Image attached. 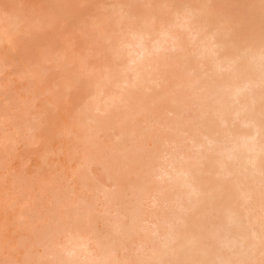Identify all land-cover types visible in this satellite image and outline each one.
I'll return each mask as SVG.
<instances>
[{"label": "rangeland", "instance_id": "rangeland-1", "mask_svg": "<svg viewBox=\"0 0 264 264\" xmlns=\"http://www.w3.org/2000/svg\"><path fill=\"white\" fill-rule=\"evenodd\" d=\"M76 1H80V0H0V18L3 16V19H6L5 22L4 21L0 22V26L6 25L7 23H9V17H12L15 13L20 15L21 17H25L27 20V22L21 23V24L16 25V26H10V27L5 26L4 27L5 31H8L11 33L13 42L11 44L8 43L7 45H4L3 47L0 48V67H1V72H0V264H17L20 262H28L29 264H38L37 261H38L39 257L37 258L38 254H33V252L36 249L34 248L35 246L32 245L34 243L35 236L37 234L36 233L37 230H39V229L44 230L46 232L45 235H47L48 240L51 239V237L54 238L53 236L55 235V237H57V239L56 238L53 239V242H58V241L59 242H65L64 240L67 241L68 237H70V233H69L70 227L68 228V232H67V229H65L66 225H67V227L69 226V223H66V222L68 220L71 221L73 219V217H72L73 214L75 213V215H76L77 212L79 215H76V216H77V218H80V219H77L76 221L81 220V221H79L81 224H80V228L78 227L79 229L75 228L73 230L76 232V233H74L75 236H78V235L80 236V234L81 235L87 234L86 232H88V234H90V233L95 234L96 233V235L100 236V238L101 237L104 238L105 236L113 235L110 233L111 232L110 227L112 226V224H113L112 222H114L113 218L116 217L117 213H115V212L111 213L113 211L112 210L110 212V214L108 215V218H111L112 221H110V219H108L109 221L106 220V222L105 221L104 222L105 223L110 222V223H107L108 225H106V224L104 225L103 224V217L105 216V206L104 205L106 203L103 202L105 200H101V198L104 199L102 196L103 194H107V192L111 193V191H113V190H115L114 195H116V193L118 191H121V193H122L123 188H124L125 193L120 195V197L122 195H124V196H122L124 198H126V197L129 198V196H127V195H130L129 193H131V191L135 190V192H136V190H138V189H139V191L141 190L140 192L138 191L137 193H135L136 195L134 194L131 196L130 201H131V199H132V201H134L135 200L134 198L137 199V197H135V196H138V199L135 200L133 203L127 204V207L125 208V212L131 211L135 207V209H137L138 212L143 213L146 216V213H151V211H152V213H155V215L156 214L158 215V213H162L163 210L165 209L164 212L167 211V214H169V211H171L170 212L171 216L168 215V216L172 217V220L170 219V217H168V219H170V222H171L170 225L172 224V227H174L176 224V223H174L175 221H173V220H175L174 215L178 216L177 215L178 213L176 212L177 213L176 214L175 211H173L174 208L172 207V199H173L172 195L176 192V188L173 185L171 186L172 181L166 182V180H165L166 177H162L160 179V177H158L157 173H156L157 169L159 167L161 168V165L157 167L156 164H158V162H159V164H161L162 160L165 156L164 154L167 155V152L170 151L169 149H167V147L169 148V146H167V145L170 144V142L165 139V136H164V139L161 138L160 137L161 135H159V134H160V131L163 130V132H165V134H166V138L168 137L169 134L172 133L171 135H173V136L170 135L172 137L171 139H173V138L180 139L178 137L182 133V132L179 133L176 130V128H174L175 130L173 129V123H175L176 120H175V122H173L174 120L172 118H173V116L175 118V115L173 113H169V110H171V109H169L167 107V106H169L168 101L170 102V100L173 99V97H175V94L177 95V93L175 92V89H173L174 92L173 91L170 92L171 91L170 89H172L173 87H176L175 85H177V83L179 82L177 80H180V79H178L180 77V75H179L180 70L185 72V73H183V72L181 73V71H180V74H183V76H185V75L187 76L188 73H189L188 76H190L191 74H192L191 76L194 75L193 78L191 76L190 77L187 76L186 78L182 76V79L184 78L187 80V78H189V79L192 78L191 80L188 79V82L192 86H193L192 83H195V82L197 83V85L195 83V85L193 86L195 91L200 86V84H202V83H204V85H201L203 87L207 83H208L207 85H209L210 80H211L210 83L213 84L212 79H211L212 77L208 76V74H209L208 72H210L212 74L213 67H214L213 62H212V64L210 62H207L204 65V64H201V61L196 60V62L192 61V65H191V66H193L194 70L193 69L191 70L187 65L184 66L185 68L182 66L183 69H182V67L177 69L179 66H181V65H178L179 64L178 59H179V56L182 57L183 51L184 50L187 51L186 49L188 48V46L191 48V49L188 48V50H190V52L193 48L197 49V47H198V45L196 47V45L194 44L196 47L195 48L193 45V42L190 40L191 39L190 32L194 31V30H195L194 32H196L197 30L199 32L201 25L198 22L200 20L197 21V23H196L197 25L195 23H193V25H192V27H195V28H197L198 26H200V27L197 29L193 28L194 30L192 29L189 32H187L188 30L186 31L185 29H183V31H182V29H180V28H177V30L175 28V31H178V29H180V33H178L179 31L176 33H178L179 35L182 34V36H181L182 38L185 37V39L183 38L184 43H181L184 46L183 47L184 50H183V48H181L182 51L180 49L178 51L172 50L173 51L172 52L170 49V50L166 51V56L164 55L165 52H164V54H161L162 58L164 57L163 59H160L161 56L158 57L159 55L157 56L158 58L156 57V61L159 63V64L156 63L158 65L156 67L157 69L160 68L159 66H161L163 64L165 65L167 63L166 65H168L166 67V70H163L165 68H163L162 66H161V68H163L162 70L158 69V71H160V75L164 76V78H163L164 82L162 81V83H164V84L160 85L158 88H154V90L152 89V91L150 90V92H147L148 96L146 95V92L145 93L143 92L144 91L143 88L139 89V91L136 90L138 92H136L135 95H137V93H139V94H141L142 97L147 96V97H150V99L155 98L156 100L158 99V102H159L158 106H156L157 102L154 104V102L156 101L154 99L155 101L152 102L154 105L152 104L153 108L151 109V111H153V109L159 108L158 109L159 111L155 110V112H153V114L151 112L149 113V111H147L148 114H150V116L146 115L144 118L141 117L138 119V123H137L138 126L135 128V131L139 132L141 135L139 133L137 134V132H132L133 135L131 132H129V134H128L129 130L125 129V128L129 127V124L123 115L124 109L122 110V109L114 108L111 111V113H109V115L107 114L105 116L101 115L99 111L98 112L97 111L92 112L90 114L91 119L85 122L83 129H81L82 130L81 132H82V134H84V136L86 138H87L86 135H88V136H91L94 141H96V142L99 141L100 149L102 150V154L100 156V159L96 160L95 162L89 164L88 166H81V164L84 161V157L88 153V149H87V147H85L82 136L80 137V139L72 138V136L66 134V132H65L66 127L69 124L75 122L79 117H81L82 114L88 115L91 112L86 108V106L89 105L91 102V90H92V88L89 85H87V81L90 80L91 82H93L95 77H97V75L100 73L101 66H102L101 49H102V47L103 48L105 47L104 42L107 40V39H105V41H104L103 35L106 36V35L112 34V36H110V37L106 36V38H108V40L106 41L107 44L109 43L108 42L110 40L109 38H112V37H114L113 35H115L116 37L114 39L112 38V40H115V39L116 40L113 41L112 45H114V43L116 45L117 41L119 39H117V35H116L117 33H115V31L116 32L118 31L119 37H120V35H124L126 33V31H125L126 27L124 28V26H123L124 30L122 32L125 31V33L123 34V33H120V31L118 30L120 27L118 28L117 24H115L116 25L115 28H117V29L113 32V28L115 25L112 22H111V24H110V22H109V24L107 23L108 26H105V28L103 27L104 25L99 26V27L104 28L106 35L104 34L103 29L97 30V28H96V29L88 30V29H86L85 25H88L91 21L95 20L96 18L99 20H100V18L106 19V18H108V16L110 17L112 15H113V17H117V18H118V16L121 17V16H123V15H120L122 13V12H120L121 9H122V11H123V9L126 11V12L124 11L122 13V14L126 13L125 14L126 16H128L129 12H131V11L134 12V13L131 12V14H133V16L135 15L136 17L131 16L130 18L133 19L132 21H134L135 18L138 20H143V18H145L149 22V19L151 18V16H153L152 18H155L154 16L160 17L162 15V18L156 17L157 22L154 24L158 25V23H160L159 20L164 18L163 15H167L169 17V15H171V13L176 14L178 9L176 7L177 10H174L173 6L169 5L170 2H172L171 4H173V2H174L175 6L178 2H180L181 4L185 3L186 5H188L189 3H190V5L192 3H194L195 6L197 4V6H196V9H198L197 11H199V9L202 7V6H200V4L203 5V4L207 3L208 5L206 7L211 6L216 12L213 9H211V10L217 14H213L214 12L212 13L213 15L211 13H208V12H211L208 10L209 9V7H208L205 15H203V16H205V18H201L202 20H206L204 22V24L201 22L202 27H203V25H205L204 28L206 29V32L209 30V33H212V32H214L215 29H218L223 33L224 29L221 30L219 28H222L224 26H225V29L227 26H228L227 30L230 29V33H229V31L226 30L228 34L227 33H225V34H227L228 36H230L229 34H231V36L229 37L230 39L227 36V39H228L227 43L231 47H228L229 45L227 47H224L225 45L223 43V48H222L223 50H221L222 54L221 53L218 54L219 57H221V56L222 57L219 58L217 56V58H219V60L221 59L223 62V60L225 61V59H226L225 55L228 56L230 52H231L230 54L233 53L234 49L231 50L232 43L234 45L235 42L240 41L239 39L243 40L244 39L243 35L244 36L246 35V38L248 35H250L251 37L250 36L249 37L254 39V41L252 39H251L252 41H250V38L249 37L247 38V39H249L250 43L252 42V44H253L255 42L253 44V47L255 48L254 53L257 52L258 54H260V53H262L261 50H263V52H264V0H213L214 5H216V8L218 10L215 8V6L213 7V5L209 4L211 2L210 0H208V2L210 1L209 3L206 2L205 0H192L193 2L191 0H177L178 1L177 3L175 2L176 0L175 1L174 0H172V1L171 0H154V1L151 0V2L147 1V4L142 3L143 0H139V1H141L140 2L141 6H138L139 1H136V4L134 3L136 6H138L136 8H135V5L132 3V1H131L132 4L130 3V0H89V1L93 2L94 6H91L90 2H89V4L86 2L84 5L82 4V5L76 6L75 5ZM188 1H190V2L188 3ZM195 1L196 2L198 1V2L196 3ZM137 2H138V4H137ZM203 2H205V3H203ZM150 3H153V4L150 5ZM119 6H120V8H119ZM126 6L129 9L131 8L132 10H130V11L127 10ZM146 6H148L149 10L147 9ZM177 6H178V4H177ZM125 7H126V9H125ZM170 7H172V8H170ZM182 7H181V10H182ZM188 7L189 6H187V8ZM190 7L192 8V6H190ZM204 7L205 6L203 5V7H202L203 11H204ZM185 8L183 10L189 9V8L188 9L187 8L185 9ZM116 10H118L120 12V14L118 13V11L116 13ZM183 10L181 11V14L177 13L178 16L180 14L179 17H181V15H182V17L185 16V14H182ZM192 10L194 11V14H197V15L200 12H202L200 10L198 13H195L197 11L194 8H192ZM219 10H221V11H219ZM127 12H128V14H127ZM147 13L149 14L148 16L150 18H148ZM203 13H200V14H203ZM116 14H118V16ZM174 14H172V17ZM177 14H176V16L174 15L176 20H173L172 21L173 23L170 22V24L172 23V25H173V24H175L176 21H179L181 19V18H179V19L177 18ZM207 14H209L210 17L209 16L207 17L206 16ZM222 16L225 18H223ZM43 17H49L48 20H50V22L48 24L41 23L40 18L42 19ZM199 17H200V15H199ZM117 18H115L116 23H118L117 20L119 19V18L118 19ZM128 18H129V16H128ZM169 18H170L169 21H171V16ZM195 18H197L196 15H195ZM220 18L224 19V21L227 20L226 21L227 23L225 22L226 23L225 24L224 21H221V23H224L221 25L220 24ZM255 18H256V20H255ZM108 19H106L105 21H108ZM111 19H113V18L111 17ZM136 19H135V22L137 21ZM164 19L161 20L162 24H167V22L169 24V21H167L168 18L166 19V16ZM207 20L209 23L211 22L210 25L208 23L206 25ZM232 20L233 21L237 20V21L233 22ZM113 21H114V19H113ZM163 21H166V23ZM242 21H243V24L241 23ZM253 21L255 22V30H254V22ZM94 22H96V21H94ZM251 22L253 25L251 24ZM142 23H143V21H141V24ZM257 23L259 26L256 25ZM146 24L144 23V25H141L140 27L139 26L138 27L144 29ZM176 24H177V22H176ZM229 24H233V26L232 25L229 26ZM240 24H242V25H240ZM250 24H251V26H249ZM137 25H138V21H137ZM175 25L172 26V30L174 29L173 27H175ZM208 25L210 26V29H208L209 28ZM217 25H221V26L219 27ZM159 27H161V26L159 25ZM217 27H219V28H217ZM252 27H253V29H252ZM256 27L259 30L256 29ZM204 28H201V30ZM213 28H215V29L212 30ZM246 29H248L249 31H246ZM252 30L254 32L253 34L254 35L256 34V36H255L256 38L252 35V33H251ZM256 30H258V31H256ZM175 31L173 30L174 33H175ZM203 32H205V31H203ZM244 32H245V34H244ZM261 32H263V33L260 34ZM188 35L190 38H188ZM232 37H233V39H232ZM218 38L219 37H216V41L218 40ZM223 39L224 38L222 37L221 40H223ZM112 40H111V42H112ZM185 43H186V45H185ZM238 46L241 48V44ZM249 51H250V48H249ZM174 52L175 53L178 52L177 55ZM179 52H181V53H179ZM239 53L243 54V52H239ZM251 55L250 56L253 57V54H251ZM174 56H176V57H174ZM257 56L254 55V60L257 58V61H258ZM177 57H178V59H177ZM181 57H180V60H181ZM251 57H250V59H252ZM222 58H224V59H222ZM158 60H160V61H158ZM161 60H163L165 63L161 62ZM180 60H179V62H180ZM168 61H170V62H168ZM197 61L200 63H198ZM257 61L255 60L254 62H257ZM173 62L175 64H173ZM81 63H85L87 65V77H82V76L78 75V71H79L78 67ZM171 63H172V65H171ZM209 64H211V65L209 66V70H208L207 68H208ZM196 65H197V68H196ZM203 65L205 67H203ZM171 66L174 67V70ZM186 66L189 68V70L186 69ZM201 66H202V68H200ZM170 67H171V69H170ZM37 69H41V76L38 78H33L30 74V71L31 70H37ZM175 69H177V70H175ZM195 69L198 72H196ZM186 70H187V72H186ZM194 71H195L196 75L194 74ZM190 72H192V73L190 74ZM202 72L203 73L206 72L207 74L204 73V75H203ZM257 72H259V71H257ZM197 73L200 75L198 76ZM262 73H261V75L257 74V76L260 75L261 78L254 77V75H256V73L253 75L254 79L256 78V80H255L256 82L259 81V79H260L261 83L264 82V81L263 82L261 81L262 75H263ZM237 74L239 75V73H237ZM200 76H203V77H200ZM237 76H235V78H233V80L236 79ZM204 77H206V78H204ZM208 77H211V78H209L210 79L209 81L207 80ZM199 78H203V79H201L203 81H201ZM263 78H264V76H263ZM204 79H206V80H204ZM197 81H199V82H197ZM171 86H173V87H171ZM196 86H198V87H196ZM210 86H212V85H209V87L207 86V89L210 88ZM141 90L143 93L142 92L140 93ZM211 90L210 91L207 90V91L211 92ZM151 92H153V93H151ZM189 93H190V91H188V96H189ZM204 93H208V92H206V90H204ZM249 93L251 94V91ZM261 93H263V92H261ZM139 94L137 95V97L141 98ZM151 94H153V95H151ZM191 94L194 95L193 90L191 91ZM250 94L247 93L245 96H247V95L249 96ZM150 95L152 96V98ZM192 95H190V96H192ZM190 96H189V99H191ZM245 96H243V97H245ZM240 97H242V96H240ZM240 97L238 99L241 100ZM159 99H161V101H162L161 106H159L160 105ZM193 99H195V98L192 97V102L190 101L191 104L194 103ZM244 99H246V98H244ZM261 99H263V97ZM261 102L263 103V101H261ZM203 104H201V106ZM193 105H196V104H193ZM160 107H163V108H160ZM263 107H264V105H263ZM133 108H134V110L139 108V104H134ZM197 109H198V112H197ZM203 109H204L203 107L200 108L201 113H202ZM195 110H196V112H194ZM262 110H264V108ZM161 111L163 113H161ZM192 112L190 111L189 114L186 115L188 117H185L186 119L189 118V120L185 123L189 124L192 121V123L189 124V126H188V127L192 128L191 125L193 124V128L189 129L190 131L196 129L194 126H196V124L199 122V120H201L200 122H203V123L205 121H207L205 118H204L205 121H203V119H202L203 117L201 119L198 117V114L201 115V113H199V108L192 110ZM203 112H207V109H204ZM156 113H158V114L160 113L162 115L159 114V116H158V114H156ZM194 113H197V114H194ZM208 113H209V111H208ZM262 113H263V111H262ZM260 114L261 113H259L258 115H260ZM152 115H154V116H152ZM157 116L159 119H161L162 117H163V119L158 120ZM160 116H161V118H160ZM170 116L172 118H170ZM191 116L194 117V119H190V118H192ZM154 117H155V119H154ZM165 118H167V119H165ZM260 118H262V115H260ZM260 118L258 117V119H260ZM157 120L159 123L164 122L165 124H167L168 120H172V122L168 121V124L171 122L172 125L169 124L170 127L168 125L166 126L164 123H162V125L161 124L158 125L159 123L157 122ZM193 120L196 122V124L194 123ZM212 121L213 120H211V122ZM214 121H217V120H214ZM200 122H199V124H200ZM207 122H210V121H207ZM207 122H206L207 127L212 128L213 124H209ZM155 123H156V125H153ZM185 123H184V125L187 126ZM203 123L201 124V126L204 125L206 127L205 123L204 124ZM213 123L215 126L216 122H213ZM150 124L153 126H151ZM160 126H164V128L160 127ZM215 127H214V130H215ZM151 128H153V132L155 133L154 134L152 132L153 133L152 137L159 132L158 135L155 136L156 141H154V139H153L154 137L153 138L151 137L152 140L154 141V143L152 140H149V141L146 140V138L148 139V137H150L151 135L146 136L145 134H147L148 131L150 132ZM201 128H202L201 129L202 133H204L203 130L206 129L207 131H209V129H210V128L204 129L203 126ZM89 129L91 131H89ZM101 129H103V131H101ZM146 129H147V133H146ZM185 129H186V127H185ZM121 130L124 133H126L127 130L128 131H127L126 135L125 134L120 135L121 133H123V132H121ZM157 130H158V132H157ZM167 130H169L168 134H167ZM186 130H185V132H187ZM144 131H145V133H144ZM175 131L177 133H175ZM196 131H197V129H196ZM196 131H194V132L192 131V132L194 134L196 133V135H197V133H199V132L198 131L196 132ZM185 132H183V133H185ZM210 132L211 133H209V135L207 134L208 136H210V134L213 133L212 130H210ZM161 134L165 135L162 132H161ZM175 134L176 135L179 134L178 137L177 136L174 137ZM135 135H136V137L138 136L137 137L138 139L135 137ZM163 135H162V137H163ZM158 136L160 139L158 138ZM85 137H84V139H85ZM180 137H182V136H180ZM203 137H204V135H203ZM199 138L202 139L201 135L199 136ZM206 138H207V136H206ZM218 138H217V141H218ZM136 139H137V141H136ZM140 139H141V141H140ZM138 140L140 141V143ZM162 140H163V143H162ZM142 141H143V143H142ZM150 141L154 144V146H153L154 149H153V147H151L152 144L150 143ZM155 142L158 144V148H156L157 144L155 145ZM167 142H169V143L167 144ZM135 143L137 145L140 144V146L142 145V147H144V152L147 153V154L145 153L146 155L143 154L145 157L141 158L140 160L137 159L138 161L134 160L135 162L132 161L134 166H132L131 162L128 163L129 166H127L128 164L127 165L125 164V163H127L125 158H123L124 162H123L122 158H120L122 160V162H121V164L119 162V164L123 165L125 167L126 171L124 170L125 171L124 172L123 171L124 168H121V166L119 165L118 175H114L113 178H109V176L106 172V168H108V162H106V161L112 157L113 158H115V156L117 157V155H118V158L121 157L123 154L126 155L128 152L126 153L125 149L131 151L132 150L131 147L134 148ZM146 143H148V145H146ZM149 143H150V145H149ZM121 144H123V145L125 144V148H124V152H122L123 154L120 153V154H122L120 156V154L118 152V148L121 147ZM217 144H220V143L217 142ZM187 146H189V145H187ZM216 147H222V146L216 145ZM145 148H146V150H145ZM147 148H149V149L147 150ZM166 149H167V152H166ZM86 151H87V153H86ZM156 151H158V152H156ZM184 151H185V149L183 150V152ZM188 151H191L190 153H192V155H194L193 152L195 151V149H194V151L192 149L191 150L188 149L186 152H188ZM179 152H181V151H178V153ZM188 153H186V154H188ZM190 153H189V155H190ZM195 154H197V151ZM156 157H157V160H156ZM159 157L161 158V160L159 159ZM82 158H83V160H82ZM211 158H212V156H211ZM179 159H181V157H179ZM121 160H119V161H121ZM155 160L157 162H153ZM211 160L215 163L214 159H211ZM208 161H210V160H208ZM228 161H229V159H228ZM229 162H231V166H232L233 165L232 160ZM226 163L227 162H225V166H226ZM262 163H264V162H262ZM79 165H80V167H79ZM205 165H206L205 167H208L207 163H205ZM227 165H228V163H227ZM199 167L201 168V166H199ZM203 167L201 168V170H203ZM211 167H212V164H211ZM215 167H216V164H215ZM120 170H122L123 173ZM128 170H139L142 173L141 175L143 176L140 178V182H139V179L137 182V178H133L134 179L133 180L132 178H127V177L125 178V176L119 175L120 173H122V174L127 173ZM166 170L169 171L168 168H166ZM204 171L205 172L203 174L206 175L207 180H209V184L211 187L212 186L211 185L212 180L210 181V178L212 179L213 177L208 172H206V168ZM212 172H214V170ZM143 173H145V174L143 175ZM154 173H156V174H154ZM218 174L219 173H217V175ZM204 175H202V176H204ZM213 175H214V173H213ZM217 175L215 174V177H217L219 179H218V182H216V180L213 178V180H214L213 181L214 182L213 187H214L215 182H216V184H215L216 188H219L220 186H221V188H223L222 186L227 187V184L223 185V183L226 182V181H223V178H224V180H226L225 179L226 176H227V178H229V175L224 176V174H223L222 177L221 176L219 177ZM73 177H75V179H73ZM206 177H205V181H207ZM202 178L204 179V177H202ZM220 178H221V183H219ZM200 179H201V177H200ZM135 180H136V182H135ZM201 181H203V180H201ZM159 182L163 183V184H161L162 185L161 187H163V185L165 187V191L162 192V195H165V199L167 198L168 201L163 199L164 196L160 195L161 193L157 194V192H156L155 194H157L158 200L160 199L159 196H161V200H163L161 202H165L164 203L165 205H166V203H168L169 204L168 206L167 205L165 206L162 203L159 206L160 203H154L153 204L150 201L153 199V198H151V196L156 189L162 191ZM199 183H200V181H199ZM201 183L203 184V185L202 184L201 185L204 186V188H206V186L208 188L209 184L206 185V183H203V182H201ZM134 185L137 187L138 186L140 187V185H141V187L136 188ZM167 185L172 187V188L170 189V187H169L170 190H168ZM115 186H117V187H115ZM119 186H122V187L120 188ZM164 187L162 188L163 190H164ZM114 188H116V189H114ZM130 188H132V189L130 190ZM207 188H206V190L209 191L208 190L209 188L208 189ZM100 191H101V193H103L101 196L99 194ZM105 191H106V193H104ZM213 191L216 195H214L211 190L209 191L211 193L205 192L206 194L204 193L205 197H203V199H201L202 201L200 200L198 203L197 202L194 203L195 204L194 209H191L193 207H191V208L189 207L190 206L189 202H191V201H187V200H189L190 198H188V199H187V197L184 198V199H186V202L185 201L184 202L189 203V206H188V204L184 205L185 203L183 202L184 206H181V208H179V210L182 214L181 217H183V215H184L186 219H187V217H189V218H188V221H186L185 218H182L183 219L182 222L184 223V226L183 227L180 226L179 228L180 229L184 228V230L182 229V231H181L180 229H178V233L180 235L179 230L181 231V233L183 231L184 232L187 231V232L185 233V235H180L179 240H177L178 244L176 242L175 244H173L174 246L178 245V247H179L181 245V241H182L181 237L182 236H184V240H185L186 239L185 236L186 237L187 236H190V237L193 236L194 237V236H196L194 234V232H196L198 237H201L199 240V244L202 242V245H203L204 242H207V241L210 242V248L212 249V250H210V253L211 252L214 253L218 249L217 245H215L213 243L216 242L218 244V246L220 247V244H219V241H220L219 235L220 234H216L217 238H219V239H215L213 236H211L213 239L212 238L206 239L205 234H204L205 237H204V235L203 236L201 235L204 233L202 228L205 227L203 229L205 230V233L207 232V234H208L207 237H209L208 230L211 229L212 227H213V229L217 228L216 227L217 223H219V225H220L222 220H224V219L220 218V216H221L220 214H213V215H210V218H212L211 219L212 221L209 220L210 221L209 222L208 218H206V216L209 215V212H207L208 211L207 209L210 208V210H212L211 208L215 207L217 204L216 201H218L219 204H221L222 206L227 204L226 206H224L225 208H227L228 206L230 207L231 204L234 203L233 200L236 197L233 195H231V197L229 195H225L226 196L225 197L224 192L222 190L221 191L219 190V192H218V190L217 191L213 190ZM216 192L220 194V198ZM119 193L117 195H119ZM222 194L225 198V202L223 200L224 198L222 199V197H223ZM117 195H116V197H117ZM228 197L231 198L230 199V201L232 200L231 202L229 201ZM124 198H123V200H121L119 198L120 201L115 200L114 204L118 205V203H120L121 201H124ZM220 199H221V201H220ZM239 200H236L235 202L237 203ZM262 201H264V200H262ZM262 201H259L258 204L263 203ZM150 203H152L153 205ZM224 203H226V204H224ZM256 203H257V200H256ZM78 204L81 205L80 210H79ZM219 204H217V205H219ZM162 205L165 206V208H163ZM87 206L91 207L92 214L89 212L90 208ZM83 207H86L87 210L85 211V209ZM168 207H170V209ZM183 207L189 208V210L191 212H189V210L187 208L186 209L184 208V210H187V212L184 214V212L182 210ZM259 207H260V204H259V206L257 205L256 207H254L252 210H249L250 212H248L246 210L240 211L239 214L237 215V217L235 218L236 219L235 223H237L236 225H239V226L245 225L246 221H248L246 217L249 216V218L252 219L253 216L257 215V213L261 214V212H263V211L262 210L260 211ZM72 208H76V209H74V210H76V212L70 211V210H73ZM115 208H114V210H115ZM166 208H167V210H166ZM262 208H263V206H262ZM66 209H68V211ZM65 210L67 212L70 211L69 212L70 214H64V213H66ZM83 211L85 212V214H87V212L89 213V217L85 218L86 221L82 217L83 216L82 214H84ZM176 211H178V210H176ZM207 213H208V215H207ZM263 213L261 214V216L259 218L260 219L259 220L260 221L259 226L256 227V231H258L259 233L264 228V215H263ZM186 214L187 215L190 214V215L187 216ZM68 215H71L70 218ZM155 215L154 214L149 215L150 220H151V216H155ZM65 216L66 217L68 216L67 219L65 218L67 221L65 219H63V217H65ZM71 217H72V219H71ZM60 218H61V222H63L62 224H60L59 220L57 221V219H60ZM116 218H115V221L118 220ZM146 218H148V216ZM158 218H160V217H157L156 220L152 219L151 222L153 221V223H150V221L148 222L149 219L147 220L148 223H146V221L142 222V225H140L141 222L139 223L140 228H141V226H143V228H141L143 230L142 231L139 230V233H138V237L140 236V238L137 239L136 238L137 236H135L134 240H133L134 242L131 241V245H129L130 248H128V249H130V250L123 251L122 253L119 254L120 258L123 259V263L127 262L128 259L130 260L132 258V256H133V258L135 257V255L139 256V252H140V255L147 254V252H150L147 250H149L150 248H152L154 246L155 241L156 242L158 241L157 243H161L160 241L162 240V238L160 237L158 240H156V235L154 233H152V232L158 230V228H159V227L154 228L155 225H158V224H154V223H158V221H159ZM204 218H206L207 220L204 221L203 220ZM64 220H65V222H64ZM198 221H200L201 224H199L200 222H198ZM206 221H208V223ZM204 222L206 224L210 223L209 225L211 226V228H208V230H207L206 228L209 225L205 224L206 225L205 226ZM64 223H66V225ZM72 223H73V221H72ZM72 223L70 222V224H72ZM166 223H168V222H166ZM196 223H198V226L200 227V229L197 228L198 226ZM185 224H186V227H185ZM61 225L62 226L64 225L63 228L65 230H63ZM162 225H163V223H162ZM219 225H217V226H219ZM58 227H60L62 229V232H61L60 228H58ZM57 228L59 229V233L57 232V234H56L55 229H57ZM166 228L167 229L170 228L168 226V224L166 225ZM146 229H153V230H151L152 232H150V233L155 235V236L150 234L152 237H149L150 239H148V240L144 236H141L140 234H143V232H145L144 230H146ZM167 229L165 230V228H164L165 232L170 231L173 228H170V230H167ZM194 229H195V231H194ZM190 230H192V231H190ZM211 231H212V229H211ZM82 232H84V233L82 234ZM165 232L161 231V233H165ZM191 232H193V235ZM66 233H68L69 236ZM77 233H80V234L76 235ZM158 233H160L159 230H158L157 234ZM187 233H188V235H187ZM213 235L215 236V234H213ZM75 236H73L74 238L72 237V239H74V241H77L79 239V236L78 237H75ZM166 237H168V236H166ZM203 238H204V240H203ZM213 240H215V241H213ZM71 241L73 243H75L73 240H71ZM71 241H70V245L67 244L66 249H68V246L69 247L71 246V244H72ZM211 241H213V243ZM48 242L47 243L50 246L51 245L50 243H52V241L49 240ZM194 244L196 245L198 243H193L192 244L193 247H194ZM199 244H198V246H199ZM159 245H161V244H157L156 246L158 247ZM173 245H172V247L174 248ZM192 245L188 244V246H189L188 248L190 250L193 249V247H191ZM176 246H175L174 250L176 249ZM214 247H215V249H214ZM62 248L63 247L57 248V249H55V252L54 251H53V253L51 252V256L53 258V261H51L52 262L51 264H59L60 260H62L64 258L63 253L66 250L64 248L63 249ZM199 248H200V246H199ZM199 248H196L197 250L195 249L194 251L192 250V252L189 249H187L188 251L186 253V257L184 259H182V261H181V258H183L184 256L180 257L179 259L174 261L176 263L171 261L170 257H167L166 263H165V260H163L164 261L163 263L169 264L172 262L171 264H199L201 262V264H209V262H208L209 260L208 261L205 260L202 257V255L200 254V252L198 250ZM135 253H137V254H135ZM33 255H34V257H33ZM261 257L263 258L262 261H260ZM124 258H127V259H124ZM199 259H200V262H199ZM179 260H180V262H179ZM263 260H264V256H260L259 264H264ZM131 264H135V262L132 261Z\"/></svg>", "mask_w": 264, "mask_h": 264}, {"label": "bare ground", "instance_id": "bare-ground-1", "mask_svg": "<svg viewBox=\"0 0 264 264\" xmlns=\"http://www.w3.org/2000/svg\"><path fill=\"white\" fill-rule=\"evenodd\" d=\"M131 1L133 4L134 3L136 4V1H139V0H130V3H131ZM147 1L151 2V0L150 1L149 0H143L142 3L147 4ZM205 1L208 2V0H205ZM210 1H209L210 3L209 2L208 3L210 5H213V7L215 6V8H216V5H214V1L213 0H210ZM86 2L88 4L90 2L91 6H94L93 2L89 1V0L76 1L75 5L76 6L82 5V4L84 5ZM140 2L141 1H139V4L137 2L138 6H141ZM175 2L177 3L178 1L176 0ZM189 2L190 1H188V3ZM171 3L172 2H170L169 5L173 6L174 10L178 9L176 14L177 13L181 14V11L185 7L187 8V6H189V7L192 6V8H194L196 11L198 10V9H196L197 4L195 6L194 3H192L193 5L192 4L190 5V3L188 5H186L185 3L181 4L180 2H178L177 3L178 6H177V4L175 6L174 2H173V4H171ZM203 3H205V2H203ZM151 4H153V3H150V5ZM203 5L205 6L204 11L202 8ZM203 5L200 4V6H202L201 7L202 9L199 7L200 8L199 11L200 10L202 11L200 13L204 12L203 14H200V13L198 15L194 14V11L192 10L191 7L190 8L188 7L189 8V9L187 8L188 10H183L182 14H185L184 17H182V15H181V17H179L180 14H179V16L177 14V18L178 19L181 18V19L179 21H176L177 24L174 21L176 25L175 24L172 25V23H173L172 21L176 20V18L174 17V15L176 16V14L171 13V15H169L168 14L169 12L167 14L169 15V17L171 16V21H169L170 18L167 15H163V16H164V18L166 16V19L168 18L167 21H169V24H170V22H172L170 25L168 24V22H167V24H162L161 20H163L164 19L163 18L160 20L158 19L160 23H158V25L156 24L157 25L156 26L154 23L157 22V18H162V15L160 17L154 16L155 18H152L153 16L150 15L151 16V18H150L148 16L149 15L148 13H147V16H148V18H150L149 22L145 18H143V20H138L135 18L138 21V25H137V21L135 22V19H134V21H132L133 19L130 18L131 16L136 17L135 15L133 16V14H131V12H133V11L129 12V14L127 12L128 16L130 18L129 19L128 16L125 15L126 13L122 14L125 11L124 9H123V11L121 9V11H120V12H122L121 14L118 10H116V13L118 11V13L120 15H123L120 17V16H118V14H116L118 16V18L120 17L119 19L117 17H113V15H112L110 17L108 16L109 19L106 18V19H108V21H105L106 19H104V18L103 19L100 18V20L96 18L97 20L95 19V20L91 21L88 25H85L86 29H88V30L96 29V28H97V30L98 29L104 30L105 26H108L109 22H110V24L112 22V23H114V25L117 24L118 28L120 27L118 29L120 31V33L124 34L125 31H126V33L124 35H120V37H121L120 38L118 31L117 32L115 31L117 29V28H115L116 25L114 26L113 32L115 31V33H117L116 34L117 39H119L117 41L116 45L114 43V45H115L114 46L112 44H113V41H115L116 39L112 40V38L114 39L116 36L113 35L114 37L109 38L110 40L108 41L109 43L107 44L106 41L108 40V38H106V36L110 37V36H112V34L106 35L105 30L103 31L104 34L106 35V36L103 35L104 41H105V39H107V40L104 42L105 47L104 48L102 47V49H101V54H102L101 70H100V73L97 75V77H95L93 82H91L90 80L87 81V85H89L92 88V90H91V102L89 105L86 106V108L91 112L88 115L82 114L81 117H79L75 122L71 123L72 125L69 124L66 127V131H65L66 134L72 136V138H75V139H80V137L82 136L85 147H87V149H88V153L86 151L87 154L84 157V161L81 164V166H88L89 164L100 159V156L102 154V150L100 149L99 141L98 142L94 141L92 139V137L88 136V135H86L87 136V138H86L84 136V134H82V132H81L82 131L81 129H83L85 122L91 119L90 114L92 112H96V111L98 112L99 111L101 115L105 116L107 114L109 115V113H111V111L114 108L122 109V110L124 109L123 115L129 124V127L125 128V129L129 130V131L127 130L128 134H129V132H131V133L137 132V131H135V128L138 126L137 123H138L139 118H141V117L144 118L146 115L150 116V114H148L147 111H149V113L151 112L153 114V112H155V110L157 111L159 109V108L158 109L155 108L156 106H158V103H159L158 99L157 100L155 98L150 99V97H147L148 96L147 92H150V90L152 91V89L154 90V88H158L160 85L164 84V83H162V81L164 80L163 79L164 76L160 75V71H158V69L162 70L163 68H165L163 70H166V67L168 65H166L167 63L165 65L163 64L165 67L163 65H161L163 68H161V66H159L161 69L160 68L157 69L156 67L158 66L157 64H159V63L156 61V57L159 55L158 57L161 56L160 59H163L164 57L162 58L161 54H164V52H165L164 55L166 56V51H168L170 49H171V51L172 50L178 51L184 47L181 43H184L183 38L185 39V37L182 38L181 37L182 34H180V35L178 34V33H180V29H182V31H183V29H185L186 31L188 30L187 32L191 31L193 28L197 29L200 26L195 28V27H192V25H193V23L196 24L197 21H199V20L200 21L198 23H200L201 28L205 27V25H203V27H202V23L204 24V22L206 20H202L201 18H205V16H203V15H205L209 6L206 7L208 5L207 3H205ZM138 6L135 5V8ZM126 7H125V9H126ZM146 7L148 9V6H146ZM176 7H177V9H176ZM181 7H182V10H181ZM210 7L208 10L211 12H208V13L212 14L215 10L212 7L211 8ZM119 8H120V6H119ZM170 8H172V7H170ZM211 9H213L214 11H212ZM127 10L130 11L132 9L131 8L129 9L127 7ZM199 11H197L195 13H198ZM219 11H221V10H219ZM215 12L213 14H217ZM172 14H174L173 17L175 19L172 17ZM195 15L197 16V18H195ZM199 15H200V17H199ZM206 16L208 17L209 14H207ZM111 17L114 19V21H113V19H111ZM115 18L118 19L117 20L118 23L115 22L116 21ZM223 18H225V17H223ZM48 19H49V17H43L42 19L40 18V22L43 24H48L50 22V20H48ZM255 20H256V18H255ZM1 21L5 22L6 19H3V16H2L0 18V22ZM94 21H96V22H94ZM141 21H143L142 24H141ZM221 21H224V19L220 18V24L222 25L227 20L224 21V23H221ZM235 21H237V20H235ZM235 21H233V22H235ZM25 22H27L25 17H21L20 15L15 13L12 17H9V23H7L6 25L0 26V48L3 47L4 45H7L8 43L11 44L13 42L11 33L8 31H5L4 27L5 26H9V27L10 26H16V25H19V24L25 23ZM163 22L166 23V21H163ZM144 23L145 24L147 23L145 25L144 29L139 28L141 25H144ZM207 23L209 25L211 24V22L209 23L208 20L206 22V25H207ZM241 23L243 24V21ZM242 24H240V25H242ZM251 24H252V22H251ZM251 24L249 26H251ZM101 25L102 26L104 25L103 26L104 28L99 27ZM159 25L161 27H159ZM174 25H175V27H173L174 28L173 30L175 31V28H176V30H177V28H180V29H178L179 32L178 31H175V33L173 32L172 26H174ZM221 25H217V26L220 27ZM230 25L233 26V24H229V26ZM256 25H258V23ZM123 26H124V28L126 27L124 32H122L124 30ZM219 27H217V28H219ZM257 27H256V29H258ZM201 28L199 29V32H198V30L196 32H194L195 31L194 29H193L194 31L190 32V34H191L190 40L193 42V45L194 44L196 45V47L198 45L197 49L193 48L190 52V50H188V48H190V47L188 46V48L186 49L188 51L187 52L183 48V50L185 52L183 51V55L181 54L182 57L179 55H178L179 59L177 57L178 63H179L178 65H181V66H179L178 68L176 67V68L179 69L182 66L184 67L185 65H187L192 70L193 69V66H191L192 61L196 62V60L201 61V64H204V65L207 62H210L211 64L213 62L214 67H213L212 74L207 71L209 73L208 76L212 77V78L208 77L207 80L209 81L210 80L209 78H211L213 84L210 83V81H211L210 80L209 85H212V86H210V88L207 89V86L209 87V85H207L208 83L205 84L204 87L201 86V85H204V83H202V84H200V86L198 85L199 87L196 86L198 88L197 89L195 88L196 89V91H195L193 86L195 85L196 82L194 81L195 83H192L193 84V86H192L188 82L189 78H187V80L184 78L182 79L183 74H180L181 70L180 71L178 70L179 75H180V77L178 79H180V80L176 79L177 81H179L177 83V85H175L176 87L171 86L173 88L170 89L171 91L169 90L170 92H172L173 89H175V92L177 93V95L175 94V97H173V99H171V98H170L171 100L169 99L170 102L168 101L169 106H167V107L169 109H171V110H169V113H173L175 115V118L173 115H172L173 118L170 116V118H172L174 120L173 122H175V120H176V122L173 123V129L176 128V130L179 133L180 132H182V133H181V135L178 134L179 137L176 134L174 135V137L177 136L180 139H177V138L171 139L172 138L171 136H173V135H171L172 133L169 134L168 137L166 138L165 132H163V130H161L162 128L160 129L161 131L159 134V135H161L160 136L161 138L164 139V136H165V139L170 142V144H168L169 142H167V144H168L167 146H169V148L166 146L167 149H169L170 151L167 152V149H166L167 155L166 154H164L165 156L163 155L164 158L162 160V163L159 164V162H158V164H156L157 167L161 165V168L159 167L160 169L158 168L156 173H157V176L160 177V179L162 177H166V179H165L166 182L172 181L171 186L173 185L176 188V192L172 195V198H173L172 199V207L174 208L173 211H175V213L176 212L178 213V214L176 213L178 216L174 215L175 220H173V221H175L174 223H176L175 226L172 227V224L170 225V223H171L170 219L172 220V217H170L171 211H169V214H167V211L164 212L165 209L164 210L162 209L164 213L163 212L158 213V215L156 214L157 216L155 215V213H152V211H151L152 214L146 213V216H145V214L138 212L137 209H135V207H134L135 210L132 209L131 211L125 212V208L127 207V204L133 203L135 200L138 199V196H135V197H137V199L134 198L135 199L134 201H132V199H131L132 202L130 201L131 196L134 195L135 193H137L139 191V189L136 190V192H135V190L131 191V193H129L130 195H127V196H129V198L128 197H126V198L122 197L124 195H122L120 197L121 194L125 193L124 188H123L122 193H121V191L117 190L118 192L116 193V195L120 192L119 195H117L118 198L116 197V195H114L115 190L111 191V193L107 192V194H103L100 191V193H99L100 196L103 194L102 196L104 198V199L101 198V200H105L103 202L106 203L104 205L105 206V216L103 217V224L108 225L107 223H110V222L105 223L106 220H108V219H110V221H112L111 218H108V215L110 214V212L112 210L113 211L111 213L115 212V213H117L116 217L118 216L117 218L115 217L118 220L115 221V218H113L114 222H112L113 223L112 226L110 225L111 227L109 226L110 231H111L110 233L113 235H109V236H105L104 238L103 237L100 238V236H97L96 233L91 234L89 232L90 234H88V232H86L87 234H83L85 232L84 231V232H82L83 235H81L80 233H77L76 235L80 234V236L78 235L79 239L77 241H74V239H72V237L75 236L74 233H76V232L73 230L75 228L79 229L80 224H81L79 222L81 220L76 221L77 219H80V218H77V216H76L79 214H78V212L76 215L74 213L72 216L73 219L71 217V219H72L71 221H69V220L67 221L66 219L68 216L70 218V216L72 214L68 215L67 217L65 216V217H63V219L66 218L65 219L67 221L66 223H69L68 227H67L66 223H64L66 225L65 229H67V232H68V228L70 227V231H69L70 237H68L69 234L66 233V234H68V236H67L68 240L67 241L64 240L65 242H59V241L53 242V239H55V238L57 239V237H55V235H54L55 233H54L53 234L54 236L52 235L54 238L51 237V239H49L52 241V243H50L51 245L49 246V244H48L49 240L47 239V235H45L46 232L42 229L37 230V232H36L37 234L35 236V240H34V243L32 245H34L35 247L34 246L33 247L36 249L33 252V254H38L37 258L39 257V259L37 261L38 264H51L52 263L51 261H53V258L51 256V252L52 253H53V251L55 252V249L60 248V247H63L66 251H64V253L62 252L64 254V258L63 257H62L63 259L61 258L62 260H60L59 264H131L132 261H134L135 264H160L161 262H162L161 264H164L163 260H165V263H166L167 257H170V260L174 262L177 259H179L180 257L184 256L183 258H181V261H182V259H184L186 257V253L188 251L187 249H189L188 244H191V245L193 243L199 244V240L201 237H198L196 232H194V234L196 236H194V237L193 236L192 237H190V236L186 237L185 236V238H186L185 240H184V236H182L181 237L182 238L181 245L179 247H178V245L177 246L175 245L176 249L178 248L179 250L178 249L174 250L175 246L173 244H175L176 242L178 244L177 240H179L180 235H185V233L187 232V231L186 232L183 231L182 232L183 234H182L181 231H182V229L184 230V228H181V229L179 228L180 226L181 227L184 226V223L182 222L183 221L182 218H185L184 215H183V217H181L182 214H181L179 208H181V206H184L187 204L189 206V203H190L189 207L190 208L193 207L191 209H194V205H195L194 203H196V202L198 203L201 199H203V197H205L204 195L207 192H209L210 190L212 191V193L214 195H216V194L214 193L213 190H215V191L218 190V192H219V190L220 191L222 190L224 192V196L229 195L231 197V195H233L236 198L234 197L235 198L233 200L234 203L231 204L230 207L228 206L227 208H225L224 206L227 205L226 203H224L226 205L222 206L221 204H219L218 201H216L217 204H219V205H217V204H216V206L214 205L215 207H212L211 208L212 210H210V208L207 209L208 210L207 212H209V215L207 213V215L209 217L206 216V218H208V221L209 220L212 221L211 220L212 218H210V215H213V214H220L221 215V216L219 215L220 218L224 219V220H222L220 225H219V223H217V225H219V226L216 225L217 228H214V229H213V227L211 228V226L209 225L210 223L206 224L204 222V225L205 224L209 225L206 228L207 230H208V228L212 229V231H211V229L208 230L209 237H207L208 234H207V232L205 233V230L203 229L205 227H203V226H202L203 228L201 227L202 230L204 231V233L201 235L203 236L205 234L206 237H205V235H204V237L206 239H208V238L211 239L212 238L211 236H213L215 239H219V238H217L216 234H220L219 235L220 247L218 246V244L216 242L213 243V241H215V240L211 241L213 244L217 245V247H218L217 251L214 253H212V252L210 253V250H212V249L210 248V242L209 241L204 242L203 245L201 242L199 244L200 248H199L198 244H196L197 246L194 244V247L192 245L191 246V247H193L192 250L194 251L196 248H199L198 250H199L200 254L202 255V257L205 260H207V261L209 260L208 261L209 264H259L260 256H264V228L260 231V233L258 231H256V227H258L259 223H260L259 218H260L261 214L264 212V205H263L264 201H262V200H264V165H263L264 163H262V162H264V110H262L264 108L263 107V105H264V82H263L264 81V78H263V76H264V54L263 53L264 52H263V50H261L262 53H260V54H258L257 52L254 53L255 48L253 47V44L255 42L253 44H252V42L250 43V41H252V40L254 41V39L250 38L251 36L248 35L247 38L250 36L249 37L250 41H249V39L246 38V35L245 36L243 35V37H244L243 40L239 39L240 41L235 42L234 45L232 43L231 50L234 49L233 53L230 54L231 53L230 52L228 56L225 55L226 59H225V61L223 60V62H222L221 59H220L221 61L219 60V58H221L222 56L219 57L218 54L219 53L222 54L221 50H223L222 49L223 43L225 45L224 47H227L229 45L227 43L228 42L227 31H229V33H230V29L227 30L228 26L226 27V29H225V26L222 28H219L221 30L224 29V32L222 33L220 30L213 28L212 30L215 29L216 31L214 30V32L209 33V30L206 32L205 28H204L205 30L204 29L201 30ZM208 29H210V26ZM252 29H253V27H252ZM254 30H255V22H254ZM258 30H256V31H258ZM203 31H205V32H203ZM246 31H249V30L246 29ZM176 32H178V33H176ZM225 33H227V34H225ZM251 33L254 37L256 36V34L255 35L253 34L254 33L253 30ZM262 33L263 32H261L260 34H262ZM244 34H245V32H244ZM229 35L231 36V34H229ZM230 36H228V38ZM190 37L188 35V38H190ZM216 37H219L217 41H216ZM222 37L224 38L223 40H221ZM232 39H233V37H232ZM111 40H112V42H111ZM240 44H241V48L238 46ZM185 45H186V43H185ZM195 45H194V47H195ZM228 47H231V46L229 45ZM249 48H250V51H249ZM181 51H182V49H181ZM239 52H243V54L239 53ZM177 53H175V54L177 55ZM179 53H181V52H179ZM251 54H253V57H251L252 56ZM254 55H256V56L258 55L257 56L258 61H257V58L255 59L257 62H254L255 61ZM217 56L219 58H217ZM174 57H176V56H174ZM180 57H181V60H180ZM250 57L252 59H250ZM222 59H224V58H222ZM179 60H180V62H179ZM158 61H160V60H158ZM161 62L165 63L163 60H161ZM168 62H170V61H168ZM174 62H173V64L176 63V62L175 63ZM198 63H200V62H198ZM211 64L208 65V68H207L208 70H209V66ZM171 65H172V63H171ZM204 65H203V67H205ZM187 66H186V69L189 70V68ZM171 67L174 70V67L173 66H171ZM171 67H170V69H171ZM183 67H182V69H183ZM196 68H197V65H196ZM200 68H202V66ZM177 69H175V70H177ZM78 70H79L78 71L79 76L87 77V65L85 63H81L78 67ZM257 71H259V72H257ZM0 72H1V67H0ZM182 72L183 71H181V73ZM186 72H187V70H186ZM192 72H190V74ZM196 72H198V71L196 70ZM260 72L261 73L263 72L262 73L263 74L262 80H261L263 83L260 82V79L257 82L255 81L256 78L254 79V77L261 78ZM183 73H185V72H183ZM204 73H206V72H204ZM204 73H203V75H204ZM237 73H239V75ZM255 73H256V75H254ZM30 74L33 78H38L41 76V69L31 70ZM188 74H187V76H188ZM194 74L196 75L195 71H194ZM257 74H260V75L257 76ZM199 75L200 74H198V76ZM253 75H254V77H253ZM187 76L185 75L183 77L186 78ZM190 76H188V77H190ZM235 76H237V77H236V79L233 80V78H235ZM191 77L193 78L194 75ZM200 77H203V76H200ZM204 78H206V77H204ZM191 79H189V80H191ZM199 79L201 80L203 78H199ZM204 80H206V79H204ZM199 81H197V82H199ZM201 81H203V80H201ZM196 85H197V83H196ZM141 88H143V90H144L143 92L144 93L146 92L147 96L142 97L141 94L137 93V95L139 94L141 97V98H138L137 95H135V94ZM136 90H138V91H136ZM192 90H193L194 95L191 94ZM204 90H206V92H208V93H204ZM207 90H209V91L211 90V92H209ZM188 91H190L189 96L192 95V96H190L191 99H189ZM250 91H251V94L249 93ZM260 91L263 93H261ZM141 92H142V90L140 91V93ZM151 93H153V92H151ZM247 93L250 95L245 96ZM151 95H153V94H151ZM240 96H242V97H240ZM243 96H245V97H243ZM192 97L195 99H193L194 103L191 104ZM239 97L241 98V100L238 99ZM260 97L261 98L263 97V99H261ZM151 98H152V96H151ZM242 98L243 99L246 98V99L243 100ZM159 100H160L159 106H161L162 101H161V99H159ZM261 101H263V103ZM152 102H154V104L157 102L156 106L154 107L155 109H153V111H151V109L153 108ZM202 102L203 103L205 102V103L203 104ZM134 104H139V108L134 110V108H133ZM193 104H196V105H193ZM201 104H203V105L201 106ZM202 107L204 109H207V112H203V110H204L203 109L202 113H201L200 108H202ZM160 108H163V107H160ZM196 108H199V113H201V115L198 114V117L200 119L203 117L202 118L203 121H205L204 118L210 122H211V120H213L211 123L207 122V121L204 122L205 125H206V122L209 124H213L212 128L209 127L210 129L207 127V125H206V127L204 125H202L203 128L205 127L207 129H209V131H207L204 128L205 129V130H203L204 133H202V130H201L202 129L201 124L203 122H200L201 120H199L200 124H199V122L196 124V122L193 120L194 123L196 124V126H194V127L199 132V133H197V135H196V133L195 134L193 133L194 131H196V129L192 130L193 132L189 130V129L193 128V124L191 125L192 128L188 127L189 124L192 123V121L189 124L185 123L189 120V118L188 119L185 118V117H188L186 115H188L190 111L192 112V110H194ZM162 111H161V113H163ZM208 111H209V113H208ZM262 111H263V113H262ZM194 112H196V110ZM197 112H198V109H197ZM259 113H261L260 115H262V118H260V115H258ZM156 114H158V113H156ZM159 114H158V116H159ZM194 114H197V113H194ZM160 115H162V114H160ZM152 116H154V115H152ZM158 116H157V118H158ZM258 117L260 119H258ZM160 118H161V116H160ZM154 119H155V117H154ZM161 119H163V117ZM161 119L158 118V120H161ZM165 119H167V118H165ZM190 119H194V117H192ZM158 120H157V122H158ZM214 120H217V121H214ZM168 121L172 122V120H168ZM168 121H167V124H165L164 122H161V123L158 122L159 123L158 125H160V124L162 125V123H164L166 126L167 125L169 126V124L172 125L171 122L168 124ZM213 122H216L215 123L216 127L214 126ZM184 123L187 126H185ZM153 125H156V123ZM153 125H151V126H153ZM164 126H160V127L164 128ZM185 127L187 130L185 129ZM214 127H215V130H214ZM122 130H121V132H123ZM185 130L187 132H185ZM210 130H212L213 133L210 134V136H208L209 133H211ZM89 131H91V130L89 129ZM101 131H103V129H101ZM127 131H126V133H127ZM168 131L169 130H167V134H168ZM152 132H153V128L150 129V132L148 131L149 134L147 133V129H146L147 134H145V135L146 136L151 135L150 137H148V139L145 137L146 140H148V141L152 140V138L154 137L153 139H154V141H156L155 136L158 135L159 132L157 130L158 133L156 135H154L153 137H152V134L154 132L153 133ZM161 132L164 133L165 135L161 134ZM183 132H185V133H183ZM200 132L204 135V137ZM126 133L123 132L120 135H122V134L126 135ZM138 133L139 132H137V134ZM144 133H145V131H144ZM175 133H177V132L175 131ZM132 135H133V133H132ZM162 135H163V137H162ZM200 135H201L202 139L199 138ZM83 136L85 137L86 140L84 139ZM180 136H182V137H180ZM206 136H207V138H206ZM135 137H136V135H135ZM158 138H159V136H158ZM217 138H218V141H217ZM137 139H136V141H137ZM140 141H141V139H140ZM140 141H139V143H140ZM154 141H153V143H154ZM217 142L220 144H217ZM142 143H143V141H142ZM150 143L152 144L151 147H153L154 144L151 141H150ZM150 143H149V145H150ZM162 143H163V140H162ZM156 144L157 143L155 142V145ZM135 145H134V148L131 147L132 148V150L130 149L131 151L125 149L126 153L128 152L125 155L122 153V152H124L125 144L124 145L121 144V147L118 148V152H119V154L122 153L124 156L122 154H120V156L122 155L123 157L121 156L118 158V155H117V157L116 156H115V158L112 157L106 161V162H108V168H106V172H107L109 178H113L114 175H118L119 165L121 164L123 158H125V160L127 161V163H125L127 165L130 162L132 163V161H134V160H137V159L140 160L141 158L145 157L143 155L146 153V152H144V147H142V145L140 146V144L137 145L136 143H135ZM146 145H148V143H146ZM187 145H189V146H187ZM216 145L217 146L221 145L222 147H216ZM156 148H158V144L156 145ZM148 149L149 148H147V150ZM153 149H154V147H153ZM184 149H185V151L183 152ZM188 149L189 150L192 149L193 151L195 149V151L193 152L194 155H192V153H190L191 151H188L190 153V155H189V153L186 152ZM145 150H146V148H145ZM178 151H181V152L178 153ZM196 151H197V154H195ZM156 152H158V151H156ZM186 153H188V154H186ZM211 156H212V158H211ZM179 157H181V159H179ZM120 158H122V160ZM210 158L214 159L215 163ZM159 159L161 160L160 157H159ZM228 159H229V161L232 160V164H233L232 166H231V162H229ZM82 160H83V158H82ZM119 160H121V161H119ZM156 160H157V157H156ZM156 160L153 162H157ZM208 160H210V161H208ZM119 162H120V164H119ZM123 162H124V160H123ZM225 162L228 163V165L226 163L227 167L225 166ZM205 163H207L208 167H205L206 166ZM211 164H212V167H211ZM215 164H216V167H215ZM120 166H121V168H124L123 169V171H124L125 167L123 165H120ZM127 166H129V164ZM132 166H134L133 163H132ZM199 166H201V168L204 166L206 168V172H208L216 180V182H218L219 178L215 177V174L217 175V173H219L217 175L219 177L220 176L222 177L223 174H224V176L229 175V178H227V176H226V178H225L226 180H224V178H223V181H226L225 183H223V185L227 184V187L222 186L223 188H221V186L218 184L220 187L216 188L215 187L216 182H215V184H214L215 188H214L213 187V183H214L213 178L212 179L210 178V181L212 180L211 181L212 186L210 187L209 180H207L206 175L203 174L205 172L204 171L205 168L203 167V170H201V168ZM79 167H80V165H79ZM166 168H168L169 171H167ZM213 170H214V172H212ZM120 171H122V170H120ZM123 171H122V173H123ZM122 173H120L119 175H123V176H125V178L126 177L132 178V179L137 178V182H138V179L140 182V178L143 177L141 175L142 173L139 170H128L127 173H124V174H122ZM156 173H154V174H156ZM213 173H214V175H213ZM144 174L145 173H143V175ZM202 175H204V176H202ZM199 176L201 177V179ZM202 177H204V179ZM205 177H206L207 181H205ZM73 179H75V177H73ZM201 180H203V181H201ZM199 181H200V183H199ZM135 182H136V180H135ZM201 182L206 183V185L209 184L208 185L209 189L206 186V188L209 191H207L206 188H204V186H202L203 184ZM159 183H160V187H161L162 186L161 184H163V183L162 182H159ZM219 183H221V178H220ZM168 185H167L168 190H170L172 187H170ZM117 186H115V187H117ZM119 187L121 188L122 186H119ZM135 187L140 188L141 185H140V187L139 186L138 187L135 186ZM163 187H164V185H163ZM163 187H161L162 191L156 189L153 192L151 198H153V199L155 198V199L150 200L153 204L154 203H160L159 204V206H160L162 203L163 205H165L164 204L165 202H161V201H163V200H161V196H159V198H160L159 200L157 197V194L161 193L160 195H162V192L165 191V187H164V190L162 189ZM169 187H170V189H169ZM114 189H116V188H114ZM131 189L132 188H130V190ZM156 192H157V194H155ZM104 193H106V191ZM209 193H211V192H209ZM217 194L220 198V194L219 193H217ZM162 196H164L163 199H165V195H162ZM222 196H223V194H222ZM224 196L222 197V199L224 198ZM185 197H187V199L190 198L187 201H191V202L185 203L186 202V199H184ZM119 198L121 200H123V198H124V201H121L120 203H118V205H115L114 201L115 200L120 201ZM228 199L230 201L231 198L228 197ZM165 200L168 201L167 198ZM223 200L225 202V198ZM236 200H239V201L236 203L235 202ZM256 200H257V203H256ZM220 201H221V199H220ZM259 201L263 202V203H259L260 207H261V208L259 207V209H260V211L262 210L263 212H261V214L257 213V215L253 216L252 219H250L249 216L246 217L248 221H246L245 225H240V226L236 225L237 223H235L236 222L235 218L237 217L239 212L245 211V210L250 212L249 210H252L257 205L259 206V204H258ZM183 202L185 203L184 205H183ZM152 203H150V204H152ZM166 205L168 206L169 204L166 203ZM80 206L81 205L78 206L79 210H80ZM165 206H163V208H165ZM262 206H263V208H262ZM87 207H89V206H87ZM83 208L85 209V211L87 210L86 207H83ZM89 208H90V211L89 210L88 211L92 214L91 207H89ZM114 208H115V210H114ZM168 208L170 209V207H168ZM184 208L186 209L187 207L182 208V210L185 214L187 212V210H184ZM72 209L73 210H70V211L76 212V210H74L76 208H72ZM175 209L178 211H176ZM187 209L189 210V208H187ZM66 210L68 211V209H66ZM66 210H65L66 213H64V214H70L69 213L70 211L67 212ZM166 210H167V208H166ZM189 212H191V211L189 210ZM153 214L156 217L151 216V220L152 219L156 220L157 217H160V218H158L159 221L157 220L158 223H154V224H158V225H155L156 227L154 226V228L159 227L158 230L160 233L157 234L158 230H156V229L155 230L157 232L156 231L152 232L151 230H153V229H146V230H144L145 232H143V234H140V235L144 236L148 240V239H150L149 237H152L151 235H153V234L150 233V232H152L156 235V240H158L160 237L162 238L161 241L159 240L161 243H157L158 241L157 242L155 241L154 246L153 247L151 246L152 248L147 250L150 252H147V254H142V255H140V252H139V256L135 255V254H137V253H135L134 254L135 257L133 258V256H132L133 259L132 258L130 260L128 259L127 262L123 263V259L120 258L119 254L122 253L123 251L130 250V249H128V248H130L129 245H131V241L134 240L135 236H137L136 237L137 239L140 238V236L138 237L139 230H141V231L143 230V229H141V228H143V226H141V228L139 227L140 222H141L140 225H142V222H145V221H146V223H148L149 221H150V223H153V221L151 222L150 216H149V215H153ZM82 215H83L82 217L84 219L89 217L88 212H87V214H85V212H84V214H82ZM168 215H170V216H168ZM189 215L190 214H188L187 216H189ZM263 215H264V213H263ZM147 216H148V218H146ZM168 217H170V219H168ZM188 218L189 217H187V219L185 218V220L188 221ZM206 218H204L203 220L204 221L207 220ZM58 220H59L60 224L63 223V222H61V218L57 219V221ZM65 220H64V222H65ZM147 220H148V222H147ZM72 221H73V223H72ZM85 221H86V219H85ZM200 221H198V222H200ZM208 221H206V222L208 223ZM70 222L72 224H70ZM166 222H168V223H166ZM162 223H163V225H162ZM167 224L170 228H173V229H171V230H170V228L167 229L168 228V227L166 228ZM196 224L198 226V223H196ZM199 224H201V222ZM63 226L61 225L62 228H63ZM185 227H186V224H185ZM58 228H60V227H58ZM164 228H165V230L167 229L170 231L165 232ZM197 228L200 229L199 226ZM57 229H55L56 234H57V232L59 233V229L58 230ZM65 229L63 228V230H65ZM178 229L181 230V231L179 230L180 235L178 233ZM60 230L62 232L61 228H60ZM160 230L162 232H165V233H161ZM190 231H192V230H190ZM194 231H195V229H194ZM191 233L193 235V232H191ZM213 234H215L216 237ZM155 235H153V236H155ZM165 235L168 237H166ZM187 235H188V233H187ZM78 236H75V237H78ZM71 240H73L75 243H73ZM203 240H204V238H203ZM70 241L72 242V244L70 247L68 246V249H66L67 244L70 245ZM157 244H161V245H159L157 247L156 246ZM172 245L174 246V248L172 247ZM214 249H215V247H214ZM192 250H190V251L192 252ZM33 257H34V255H33ZM124 259H127V258H124ZM262 259L263 258L261 257L260 261H262ZM179 262H180V260H179ZM199 262H200V259H199ZM171 263H169V264H171ZM174 263H176V262H174ZM17 264H29V263L28 262H20ZM199 264H201V262Z\"/></svg>", "mask_w": 264, "mask_h": 264}]
</instances>
